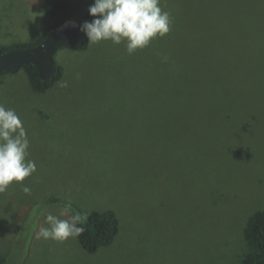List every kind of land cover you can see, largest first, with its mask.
<instances>
[{"label": "rangeland", "instance_id": "obj_1", "mask_svg": "<svg viewBox=\"0 0 264 264\" xmlns=\"http://www.w3.org/2000/svg\"><path fill=\"white\" fill-rule=\"evenodd\" d=\"M244 1L161 0L165 36L133 54L111 41L59 49L62 78L44 93L24 70L0 75V103L21 118L37 165L0 193L3 264H241L245 227L264 208V82L241 63L228 80V110L212 107L211 93L195 87L192 23L238 18ZM50 23L45 0H0V46L35 43ZM246 32L214 35L208 52L244 59ZM258 41L264 75L263 25ZM221 75L202 72L207 82ZM67 203L84 215L114 211L113 242L90 253L78 237L37 238L46 215Z\"/></svg>", "mask_w": 264, "mask_h": 264}, {"label": "trees", "instance_id": "obj_2", "mask_svg": "<svg viewBox=\"0 0 264 264\" xmlns=\"http://www.w3.org/2000/svg\"><path fill=\"white\" fill-rule=\"evenodd\" d=\"M93 3L94 0H45L46 10L50 17L51 23L45 29L40 38L35 43L0 46V54L18 47H29L36 45L52 29L69 19L77 20L81 28L85 21H91L94 19V17H92L88 11L89 6ZM242 6L243 7L240 9L241 13H239L238 18H222L212 16L211 19L196 18L194 23H192L195 47V62L193 63V67L195 73L197 74L195 87H199L202 90L205 89L209 95L211 93L212 96L210 95V103L214 104L212 107H220L224 110H228V107H226L227 105H225V97H227L225 95H232V93H229V91L232 89H230L227 84L230 83L229 81L237 80V77H239L238 66L241 63H246L247 65L253 66V69L255 68V71L246 68V71L244 72L245 76L248 78L252 77L254 80L257 79L260 82H264L262 69L255 65L256 53L254 52L255 45L259 46L258 36H260V29L262 28V25L264 26V21L251 18L239 19L242 15L263 14L264 0H257L255 2L246 0ZM230 14L232 13L230 12ZM253 26H257V29L253 30ZM236 30L242 32L248 31L246 33H250L252 35L250 38L249 36L245 37L246 40L242 41V43L247 45V47H245L246 55L244 59H236V62H233L229 56L220 57L225 54L224 51H219L220 53L218 52L216 54H210L208 52L211 48V45L217 43L216 40L213 39L214 35H219L225 38L230 36L232 33H236ZM230 41L233 42L234 40L231 39ZM236 41L237 40L234 42ZM89 46L88 37L85 32L81 30V39L78 42H67L59 49L70 48L82 51L86 50ZM214 56H217L215 59L219 60L217 63L212 62ZM237 61H239V63ZM56 64L58 68L57 72L46 81L40 78L38 68L34 64H27L15 70L1 72L0 75L24 70L30 80L33 90L44 93L62 78L63 67L59 65L57 61ZM212 67L221 69L222 75L217 77L216 80L213 79L211 82H207L204 80L202 72L204 69ZM196 95L197 93L195 92L194 97ZM195 108H202V105H196ZM85 216L86 220L81 225L84 228V231L77 237L86 251L95 253L100 247L109 245L113 242L119 233V219L116 213L112 210L92 211L85 214ZM244 235L248 245V251L242 259L241 264H264V208L256 212L248 220L244 230ZM5 261L6 258L0 255V264L5 263Z\"/></svg>", "mask_w": 264, "mask_h": 264}, {"label": "clouds", "instance_id": "obj_3", "mask_svg": "<svg viewBox=\"0 0 264 264\" xmlns=\"http://www.w3.org/2000/svg\"><path fill=\"white\" fill-rule=\"evenodd\" d=\"M160 5L161 0H94L88 9L94 19L85 21L81 30L89 45L102 41L123 43L128 54H133L170 31V13ZM67 86L66 81L60 84ZM29 147L28 133L18 113L0 103V193L13 181L23 182L37 171L36 162L27 159ZM22 191L31 194L27 185H22ZM85 220L84 214L74 212L71 203H67L59 215H46L48 226L39 229L37 238L65 241L77 237L84 231L81 225Z\"/></svg>", "mask_w": 264, "mask_h": 264}, {"label": "water", "instance_id": "obj_4", "mask_svg": "<svg viewBox=\"0 0 264 264\" xmlns=\"http://www.w3.org/2000/svg\"><path fill=\"white\" fill-rule=\"evenodd\" d=\"M81 39L80 24L69 19L52 29L39 43L29 47H18L0 54V73L15 70L27 64L37 66L40 78L49 80L57 72L55 54L67 42Z\"/></svg>", "mask_w": 264, "mask_h": 264}]
</instances>
